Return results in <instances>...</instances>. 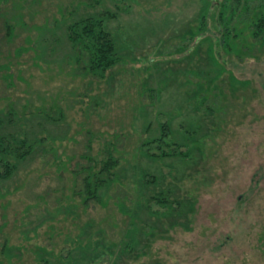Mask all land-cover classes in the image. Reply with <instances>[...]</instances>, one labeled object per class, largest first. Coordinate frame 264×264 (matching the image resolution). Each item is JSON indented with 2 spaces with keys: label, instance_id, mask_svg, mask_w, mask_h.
I'll return each instance as SVG.
<instances>
[{
  "label": "rangeland",
  "instance_id": "1",
  "mask_svg": "<svg viewBox=\"0 0 264 264\" xmlns=\"http://www.w3.org/2000/svg\"><path fill=\"white\" fill-rule=\"evenodd\" d=\"M262 7L0 0V133L34 144L0 180V264H39L41 249L62 264H264V41L250 28ZM87 17L121 58L103 78L67 38ZM109 154L116 182L90 198Z\"/></svg>",
  "mask_w": 264,
  "mask_h": 264
},
{
  "label": "trees",
  "instance_id": "2",
  "mask_svg": "<svg viewBox=\"0 0 264 264\" xmlns=\"http://www.w3.org/2000/svg\"><path fill=\"white\" fill-rule=\"evenodd\" d=\"M240 2H238L239 4ZM263 11H260L251 22V33L252 38L255 41H264V7ZM109 18H114L112 14L108 13ZM219 20L225 22V18L222 14L219 15ZM205 20H203L204 22ZM102 19H96L95 17H87L80 21L71 24L68 28L67 38L72 45L76 55L77 62H80L84 57L86 60V68L89 73L93 75H99L101 78L106 72L114 69L121 61L119 57L115 41L105 27ZM227 24V23H226ZM229 26V24H227ZM225 34L224 43L230 48V43L233 38L237 37L233 34L232 29L224 26ZM232 38V39H231ZM220 73L216 74L218 80ZM203 87L199 86L197 96L203 95ZM202 100H206L202 98ZM171 125L165 124L160 125V138L156 139L159 141L161 146L167 145L171 138ZM198 129V128H197ZM199 131V129H198ZM198 131L187 132L191 136L197 135ZM186 133V134H187ZM168 140V141H167ZM34 144L25 138H13L10 135L0 133V165H2V171L0 172V180H7L15 174L18 169V162L25 161L33 152ZM148 155V154H147ZM152 158H158L157 155H150ZM186 156L185 154L181 155ZM119 166V160L116 159L112 154H109L108 159L103 162L102 169L98 173L89 174L85 183L86 193L90 198H95L100 191L105 188H110L115 182V171ZM159 206L168 207L170 211L178 210V212H186L181 204L171 203L164 195L153 196L152 198ZM174 207V208H173ZM184 214V213H182ZM14 251H18L15 248L4 247V253L11 255ZM37 253V252H36ZM39 264H59L56 261L53 254L41 249V253H37ZM62 264V263H60Z\"/></svg>",
  "mask_w": 264,
  "mask_h": 264
}]
</instances>
